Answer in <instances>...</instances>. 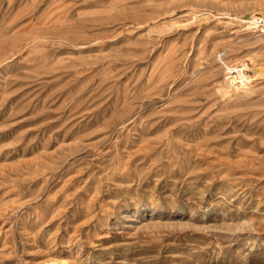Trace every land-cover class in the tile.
Segmentation results:
<instances>
[{"label": "rangeland", "instance_id": "obj_1", "mask_svg": "<svg viewBox=\"0 0 264 264\" xmlns=\"http://www.w3.org/2000/svg\"><path fill=\"white\" fill-rule=\"evenodd\" d=\"M261 10L0 0V264H264Z\"/></svg>", "mask_w": 264, "mask_h": 264}, {"label": "bare ground", "instance_id": "obj_2", "mask_svg": "<svg viewBox=\"0 0 264 264\" xmlns=\"http://www.w3.org/2000/svg\"><path fill=\"white\" fill-rule=\"evenodd\" d=\"M257 13H259L261 16H260V18H258V17H256V15H253L251 18L252 19H254L255 18V20H257L258 21V23H262V25H264V11L263 10H261V11H259V12H257ZM243 21L244 22H249V20H247V19H243ZM251 21V20H250ZM256 26L254 25H252L251 26V24L250 25H248V26H246V28H249V29H253V28H255ZM242 68H241V71H240V69H238L237 70V66H235V67H233L232 69H231V74L235 71V72H237L238 71V74L239 75H235V76H230V79H231V81H235V80H240V81H242V83L243 82H246V80L247 79H251V77L250 76H248V75H246V74H244L243 72V70H245L246 68H248L249 67V64L248 63H244V64H242V66H241ZM244 78H247L246 80H244ZM228 79V78H227ZM229 80V79H228ZM227 81V80H226ZM228 82V81H227ZM236 83V82H235ZM230 84V83H229ZM232 84V83H231ZM231 84H230V86H231ZM240 85H241V83H240ZM247 85H248V82H247ZM237 86V85H236ZM242 86V85H241ZM240 86V87H241ZM245 87V86H244ZM233 88V87H232ZM243 88V87H242ZM246 88V87H245ZM244 89V88H243ZM234 90V89H233Z\"/></svg>", "mask_w": 264, "mask_h": 264}]
</instances>
